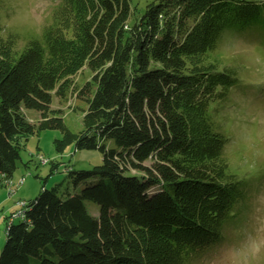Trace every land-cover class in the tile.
Returning a JSON list of instances; mask_svg holds the SVG:
<instances>
[{
    "label": "trees",
    "instance_id": "trees-1",
    "mask_svg": "<svg viewBox=\"0 0 264 264\" xmlns=\"http://www.w3.org/2000/svg\"><path fill=\"white\" fill-rule=\"evenodd\" d=\"M135 4L60 0L41 38L33 36L19 56L0 27V173L12 176L22 139L44 129L61 131L58 152L73 145L102 154L100 164L70 173L75 185L90 180L80 192L42 188L24 217L7 222L0 264H161L169 250L178 258L184 246L220 236L217 226L235 203L228 201L233 174L216 159L220 138L195 113L209 122L212 98L200 87L214 86L220 72L199 61L221 13L236 7L230 0H150L132 17ZM246 11L255 6L237 12ZM263 11L242 16L256 18L254 31L264 30ZM188 15L199 17L180 36ZM84 63L92 75L75 88L86 107L74 132L50 108L51 90L64 93L66 77ZM22 106L40 113L37 124ZM149 187L157 191L145 193ZM85 200L100 206L98 216Z\"/></svg>",
    "mask_w": 264,
    "mask_h": 264
},
{
    "label": "rangeland",
    "instance_id": "rangeland-1",
    "mask_svg": "<svg viewBox=\"0 0 264 264\" xmlns=\"http://www.w3.org/2000/svg\"><path fill=\"white\" fill-rule=\"evenodd\" d=\"M59 1L0 0L2 37L16 42L14 50L12 49V56H19L32 38L34 39L33 36L41 38L45 28L53 19V12ZM149 1L133 0L136 2V9H133L135 14L132 17L143 11L145 4ZM230 4L232 8L235 6L236 10L231 9V12L221 13L222 25L219 32L210 49L204 54L205 59L202 62L199 61V64H213L212 71L220 72L219 81L214 86L200 87L203 89L202 96L204 91H207L206 97L212 98L210 99L212 114L210 113L209 122H206L199 114L195 113V115L220 138V149L218 154L216 153V159L228 164L230 173L233 174L234 181L229 183L233 190V198L228 201L235 200V203L231 207L230 215L225 214L223 222L217 221L219 223L217 229L220 231L217 239L202 242L194 249L184 246L182 252H178V258L177 253L170 250L165 256L158 252L161 255L160 259L163 260L161 264L164 261H173L177 264H227L229 249L242 242L248 231L264 224V141L258 136L259 130L264 127V114L260 112V109L264 108V86L244 85L240 78L246 73V69L240 66H227L220 54L223 37L228 35L222 30L227 28L232 29L235 36L256 45L258 50L264 48V30L254 31V28H257V25H253L256 18H253V15L242 17L243 14L256 15L257 11L264 9V0H230ZM238 5H243L245 9L254 5L255 11L239 13ZM261 15H264V11ZM198 17L195 15L185 17L180 36L192 27ZM250 18L253 22L247 23L246 28L241 31L240 27L244 26V21ZM91 75V70L84 63L73 74L66 77L68 88L64 93L57 92V88L59 89L57 85L51 90L50 108L55 110L54 114L61 116L74 132L82 128L83 109L86 107L85 101L78 97V90L75 88H80L91 78ZM240 96L249 98L251 104L242 113L244 117L242 120H230L228 114L235 107L234 101ZM22 110L28 121L38 123L41 118L38 111L23 106ZM60 137L61 131L58 128L44 129L30 134L22 139L20 157L16 160V168L12 176L7 177L0 173V251L5 242L7 222H11L10 214L17 209L18 200L28 202L42 188H54L60 195L80 192L90 180L75 185L70 173L73 170L89 169L102 162V154L97 149H75L73 145H68L62 152H58L55 149L54 139ZM151 162L148 159L145 163ZM131 172L136 173L134 170ZM155 188L157 187H149L144 192L153 194L157 191ZM84 203L89 213L94 216L99 215L100 206L97 203L90 200H85ZM19 220L20 218L16 217L13 221ZM184 225L183 234H190L189 229H186L191 225ZM192 234L196 236L195 233ZM169 247L166 246L163 251Z\"/></svg>",
    "mask_w": 264,
    "mask_h": 264
},
{
    "label": "clouds",
    "instance_id": "clouds-1",
    "mask_svg": "<svg viewBox=\"0 0 264 264\" xmlns=\"http://www.w3.org/2000/svg\"><path fill=\"white\" fill-rule=\"evenodd\" d=\"M228 35L223 37L221 59L227 66H240L246 73L240 78L246 86H264V48L235 36L233 30H226ZM235 107L228 114L230 120H242V113L251 104L247 97L240 96L234 101ZM264 114V108L260 109ZM255 123V121H254ZM259 138L264 141V127L258 132ZM227 264H264V224L258 225L244 235L242 242L232 246L228 253Z\"/></svg>",
    "mask_w": 264,
    "mask_h": 264
},
{
    "label": "built area",
    "instance_id": "built-area-1",
    "mask_svg": "<svg viewBox=\"0 0 264 264\" xmlns=\"http://www.w3.org/2000/svg\"><path fill=\"white\" fill-rule=\"evenodd\" d=\"M27 203L25 200H22L20 203H19V209L16 213H14L13 215H10L11 217L10 218H16V217H24V211L25 209L27 208Z\"/></svg>",
    "mask_w": 264,
    "mask_h": 264
},
{
    "label": "bare ground",
    "instance_id": "bare-ground-1",
    "mask_svg": "<svg viewBox=\"0 0 264 264\" xmlns=\"http://www.w3.org/2000/svg\"><path fill=\"white\" fill-rule=\"evenodd\" d=\"M9 191H12V190L9 189ZM21 201H22V200H18V201H17L18 207H17V209H15L14 211H12L10 215H13L14 213H16V212L18 211V209H19V203H20ZM24 212H25V211H24ZM13 219H14V218H10V221L13 220Z\"/></svg>",
    "mask_w": 264,
    "mask_h": 264
},
{
    "label": "crops",
    "instance_id": "crops-1",
    "mask_svg": "<svg viewBox=\"0 0 264 264\" xmlns=\"http://www.w3.org/2000/svg\"><path fill=\"white\" fill-rule=\"evenodd\" d=\"M6 215H8V214H6Z\"/></svg>",
    "mask_w": 264,
    "mask_h": 264
}]
</instances>
